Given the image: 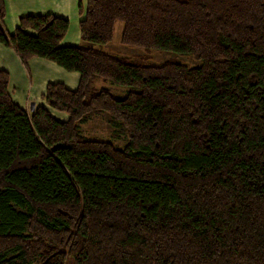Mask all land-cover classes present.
<instances>
[{"label":"trees","instance_id":"1","mask_svg":"<svg viewBox=\"0 0 264 264\" xmlns=\"http://www.w3.org/2000/svg\"><path fill=\"white\" fill-rule=\"evenodd\" d=\"M4 3L0 43L79 80L28 114L0 69V264H264V0H86L83 45L52 13L6 32ZM117 21L174 59L104 50ZM104 112L110 138L83 136Z\"/></svg>","mask_w":264,"mask_h":264},{"label":"rangeland","instance_id":"2","mask_svg":"<svg viewBox=\"0 0 264 264\" xmlns=\"http://www.w3.org/2000/svg\"><path fill=\"white\" fill-rule=\"evenodd\" d=\"M4 2H5V0H4ZM33 2H35V0H16V2L14 4H12V2H11V4H10L11 10H9V14H8L7 3L6 2L4 3L6 13H5V16H4L2 21H3V27H4L6 32L10 31L11 27H13V26H11L12 25L11 24V18L16 16L17 13L23 11V10L17 9L16 7H18V8L26 7L28 4H32ZM36 2H37V0H36ZM6 16H7V19H5ZM68 26H69V28H68V31H67L65 38L68 41H73L76 44L83 45L84 42L82 41L81 37H76V35H75L76 33H74V32H77V34L79 33V29H78V27H76V24L73 21H70ZM122 28H123L122 22L117 21L115 23V26H114V33H113L112 40L102 46V48L104 50L110 51L112 53H117L119 55L127 56V57L147 54L149 57V63L154 64V65L161 64L164 61H166L167 59H171V58L174 59L175 53L170 52V51L150 50L147 52L143 48L130 47V46L122 44L120 42V36H121ZM4 53L7 56L5 58L6 59L5 64L8 67V68H5V70L10 72L9 82L11 81L14 86L18 87L19 85H21L23 83V75L25 73V71L23 69H25V67L24 66L21 67V65L18 63V61L14 55V52L11 50V48L4 47L3 54ZM43 60L45 62H50L53 64V62H51V61H48L46 59H43ZM178 60H181L182 62L186 63L190 67H193V66H196L199 64V61H197V60H195L189 56L178 57ZM27 64H28V66L30 65L29 62H26L24 65L27 66ZM29 67H32V66H29ZM0 69H2V53L0 54ZM62 72L65 73L66 71L63 70ZM38 73L42 74L43 76L41 78H36L37 82H39L41 79H44V77H46V76L51 77V75H52L51 73H49L47 70H44V69H40ZM66 73H69V72H66ZM55 80L63 81L65 83H68L69 85H72V87H75V82L71 83V82L65 80L64 78H55ZM93 84L96 87H108V88H110L111 91L118 97H123L125 92H126V89H127L124 86L111 85L108 82L104 83L100 79H96L93 82ZM10 85L11 84L8 85L9 89H10ZM72 87L70 86V88H72ZM36 107H34V108H36ZM108 122H109V117H108L107 113L104 112L98 116H94V117L88 119L87 121H85L83 123H80L79 124V130H80L81 134L85 137H89L92 139H99V140L109 139L113 129L109 125ZM125 142H126V139L124 137H121V139H119L117 141L116 140L113 141L114 145L119 147V148H122L123 145L125 144Z\"/></svg>","mask_w":264,"mask_h":264},{"label":"crops","instance_id":"3","mask_svg":"<svg viewBox=\"0 0 264 264\" xmlns=\"http://www.w3.org/2000/svg\"><path fill=\"white\" fill-rule=\"evenodd\" d=\"M7 3L8 7V14L9 10H11V2L14 4L16 0H5ZM36 2V0H35ZM33 2L32 4H28L26 7H16L19 10H23L19 13H17L16 16L11 18V30L7 31L8 33H12L16 26L18 25V18L20 16L24 15H36V14H45V13H52L54 15L66 18L69 23L70 21H73L76 24V27L79 29V21L83 17V14H80L78 5L81 4L82 6H85L86 0H37L35 3ZM25 12V13H24ZM7 14V15H8ZM7 19V16L5 17ZM4 19V20H5ZM3 22V21H2ZM69 28V26H68ZM68 31V29H67ZM66 31V34H67ZM76 33V37H81L80 36V30L79 33ZM61 39L60 45H73L76 44L73 41H68L65 36ZM4 47H9L11 50L14 52V55L18 61V63L21 65V67H25L23 69L25 71L23 75V83L19 85L18 87L14 86L13 83L10 81V92L12 93V96L16 102L19 103L20 106L26 109L28 114H31L34 111V107L37 105H47L45 102V99L42 97V94L45 91V87L48 82H57L55 78H64L65 80L74 83L75 86L78 83L79 80V74L74 71H66L69 73H64L62 72L64 69L58 66L53 62H45L43 59L44 58H38V57H31L30 59L27 60V62L30 63L29 67L28 64L25 66L21 59L18 57V55L15 53L13 50L12 46H6L0 43V54L2 53V69L8 68L7 65L5 64L6 62V54H3ZM47 60V59H46ZM49 61V60H48ZM52 62V61H51ZM33 64V65H32ZM44 69L47 70L49 73H51V77H44V79H41L39 82L36 81V78H41L43 75L39 74V70ZM63 69V70H62ZM10 75V72H9ZM10 80V79H9ZM58 82H63V81H58ZM67 87L70 88L72 85H69L68 83L63 82ZM75 88V87H72ZM34 108V109H33Z\"/></svg>","mask_w":264,"mask_h":264}]
</instances>
